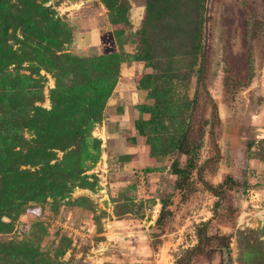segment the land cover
<instances>
[{
	"label": "rangeland",
	"instance_id": "1",
	"mask_svg": "<svg viewBox=\"0 0 264 264\" xmlns=\"http://www.w3.org/2000/svg\"><path fill=\"white\" fill-rule=\"evenodd\" d=\"M0 33L31 60L3 58L1 102L35 113L1 133L15 137L0 142V264H171L203 221L228 236L231 264H264V0H0ZM59 55L92 64L55 112ZM187 123L199 147L176 188ZM226 175L220 200L203 181ZM222 260L210 243L192 264Z\"/></svg>",
	"mask_w": 264,
	"mask_h": 264
},
{
	"label": "trees",
	"instance_id": "2",
	"mask_svg": "<svg viewBox=\"0 0 264 264\" xmlns=\"http://www.w3.org/2000/svg\"><path fill=\"white\" fill-rule=\"evenodd\" d=\"M5 34L0 33V63L2 62L3 58L11 59V63L18 64L23 62L31 61L28 58H24L20 52L14 49H10L5 40ZM98 62L104 66L103 68L108 71L109 73V80H112V73L114 72L115 68V57L112 55L101 56L95 58ZM56 60L59 64L57 68H52V76L54 80V89L52 91V99H56L58 103L56 104L54 110L55 112L63 109L66 107L65 101L67 97L62 96V93H66L65 85L68 80H73L75 78V66L80 65L79 67H85L87 65H91V61L84 59V58H77V57H67V56H57ZM249 60L247 62L248 65V73H252V68H249ZM6 66V65H5ZM203 64L201 63L199 68V79L201 81V70ZM4 67V65H3ZM2 68V66H1ZM80 68V69H81ZM79 70H77L78 72ZM1 72V71H0ZM6 73H3L2 76H5ZM250 78V76H248ZM108 85V84H107ZM111 88V86H107V89ZM12 95L16 98H20V93H17V90L12 91ZM58 98V99H57ZM2 98H0V142L3 144L8 145L10 142L9 140L15 136H11L10 138L2 137L1 133L3 132L4 126L7 124L11 125V121L15 120L20 123L25 124L26 126H33V118H34V111L30 114L24 110V108L20 107L19 104H15L14 100L11 98H7L6 103L1 102ZM55 101V100H54ZM84 103L89 106L90 108L94 107L99 108L101 103L100 97H86L84 99ZM34 110H38L39 114L42 111L40 108H35ZM211 112L212 116L215 114V105L211 104ZM50 115V112L45 113L44 118L46 119ZM91 122L97 121L98 117L96 115L91 116ZM9 129V128H6ZM138 131L141 132V127L137 126ZM5 131V130H4ZM7 132V131H6ZM15 139V138H14ZM148 142L151 146V140L148 138ZM175 150L183 154L185 156V164L183 167H179L177 165V160H172L170 164L171 172L175 175L174 185L176 188H181L186 185L187 178L190 173V170L194 168L195 165V157H196V150L199 147L196 140L191 139L189 136V127L188 123L185 125V128L180 133L179 137L175 141L174 144ZM236 181H234L230 176L226 175L224 179L218 183L217 185L213 186L203 181L205 187L213 193L215 196L218 197L220 200L226 199V191L229 190L231 187L236 185ZM217 204V201L215 202ZM162 205L164 203L162 202ZM206 225L207 221L201 222L195 228V235H196V243L188 248H185L184 251L176 257L171 264H192L195 257L199 255L206 254V246L213 243V245L217 246V249L223 255L224 260H222V264H231V256L229 254V247H228V236L224 234H208L206 232Z\"/></svg>",
	"mask_w": 264,
	"mask_h": 264
},
{
	"label": "water",
	"instance_id": "3",
	"mask_svg": "<svg viewBox=\"0 0 264 264\" xmlns=\"http://www.w3.org/2000/svg\"><path fill=\"white\" fill-rule=\"evenodd\" d=\"M237 28H233V32L231 35V40L234 44V48L237 47L239 45V40H238V36H237Z\"/></svg>",
	"mask_w": 264,
	"mask_h": 264
}]
</instances>
